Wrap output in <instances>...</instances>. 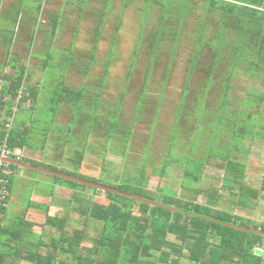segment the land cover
Returning a JSON list of instances; mask_svg holds the SVG:
<instances>
[{"label":"rangeland","instance_id":"374dc122","mask_svg":"<svg viewBox=\"0 0 264 264\" xmlns=\"http://www.w3.org/2000/svg\"><path fill=\"white\" fill-rule=\"evenodd\" d=\"M42 1L20 0L21 7L17 11L21 12V21L19 18L10 27L18 32L12 44L15 53H11L9 61L14 58L18 64L24 63L30 73V84L38 89L36 107L32 111L26 107L14 118V123H23L28 129V146L21 150L23 158L38 164V167L75 171L71 160L77 159V152L83 153V164L77 172L85 178L111 185L116 179L117 184L129 181L131 185H139L137 177L144 167L147 189H162L163 194H176L186 199L194 196L196 201L205 202L204 196H195L184 187L181 163L186 158L198 163L209 152L214 155L228 152L231 159L245 163L246 171L250 170L252 179L248 178L247 183L254 188L260 187L264 180V130L258 128L260 134L252 135L248 131L253 130L255 124H264V102H259L257 95L263 93L264 87L258 79L237 71L238 75L230 81L225 109H221V85L228 63L225 54L216 63L215 73L204 92L208 84L212 40L218 28L217 13L207 15L201 0H153L150 5L146 0H44V14L37 19ZM4 2L3 11L8 8L9 14H15L11 9L16 10L18 0ZM184 3L182 35L173 49L174 31ZM162 7L166 8L169 19L165 22V34L156 45L153 38ZM27 14L28 19L35 16V21H28ZM56 14L60 15L58 33L46 54V38L49 37L46 31ZM203 20L204 42L188 79L191 53ZM31 28H36L41 35L35 38L32 43L34 49L30 53L27 43ZM45 28L46 31H40ZM95 40L94 58L89 72L84 74ZM69 53L71 61L66 62L63 57ZM46 56L49 57L45 58L48 67L40 70V62L36 59ZM63 80L71 91L84 89L82 108L75 109L64 100L58 105L56 114L51 115L48 112L50 101ZM70 92L60 93L62 99L68 98ZM97 93L99 101L96 100V106L93 99ZM72 95L70 93L69 97ZM138 103L142 107L137 110ZM118 105L121 128L133 126L125 147L120 140L108 138V120ZM90 117L93 118L91 122ZM242 130L246 133L243 134ZM166 161L171 163L162 173L161 168ZM222 176V171L208 167L201 184L191 187L220 189L226 197L221 207L226 208L234 201L229 194L231 190L221 188ZM131 177L135 180L132 181ZM11 178L10 201L3 224L24 213L25 219L32 223L29 238L48 242L58 232L46 225V218L40 211L26 209V202L30 199L49 204V216H53L59 208L66 207L69 189H57L64 187L54 185L49 175L24 168L15 169ZM237 188L232 185L233 192H237ZM85 193L97 203H107L103 191L96 189L94 193L87 189ZM72 206L76 208V204ZM262 210L264 200L260 198L253 208L230 211L257 224L256 220L264 215ZM71 215L76 217L77 213L71 211ZM247 222V225H252ZM173 238L168 236L171 244L179 246ZM259 244L263 247L264 240ZM171 250L172 257H175L174 249ZM69 255L76 259V264H93L95 249L84 242ZM180 261L181 264H193L184 257ZM20 264L30 263L22 260Z\"/></svg>","mask_w":264,"mask_h":264},{"label":"trees","instance_id":"16d2710c","mask_svg":"<svg viewBox=\"0 0 264 264\" xmlns=\"http://www.w3.org/2000/svg\"><path fill=\"white\" fill-rule=\"evenodd\" d=\"M146 1L150 5L153 0ZM201 3L207 15L217 13L219 16L215 39L212 40L211 62L208 65L206 80L208 84L205 86L204 92H206L209 81L215 73L216 63L220 57L226 54L228 63L226 64V72L223 74L225 77L222 80L223 85H221L223 93L221 109H225L230 81L238 75L237 71L241 70L243 75L258 79L264 87V0H201ZM185 8L184 3L174 31L173 49L178 45L182 35ZM166 12V8L162 7L159 25L153 38L156 45L165 34V22L169 19ZM59 20L54 19L52 21V29H57ZM7 32L11 33L8 30ZM204 32L203 20L191 53L188 79L195 67L194 64L198 59L202 42H204ZM98 35L99 29L97 27L96 37ZM3 43V60L5 63L3 65H6L7 68L0 70V77L10 82V86L5 87L9 89V93L18 89L22 80L27 81L28 96H23L21 101L23 103L29 101L30 106L27 109L32 111L37 104L38 89L35 85L30 84V73L25 67H18L14 58L9 61L11 35L6 37ZM96 45L97 41L95 40L91 49L92 53L83 70L84 74L89 72ZM46 57L48 58V56ZM70 57L71 53L63 58L66 62H70ZM45 62L47 63V60ZM60 85L59 91L50 101L48 112L51 115L56 114L58 105L65 101L73 103L75 109L80 108L79 105L84 97L83 88L78 91H71L65 85L64 80L60 82ZM62 92H70L73 95L69 97V93V99H62L63 96L60 94ZM257 95L259 102H264V91ZM141 107V103H138L136 109H141ZM20 109L18 114L25 110L21 107ZM115 109L113 116H110L108 120V138L114 137L120 140L125 147L129 143L133 126L130 124L125 129L121 128L118 119L120 105ZM92 119L90 117L89 121L91 122ZM258 128L264 130V124H255L253 130L248 132L251 133L250 135L260 134L257 131ZM46 131L47 128L45 135L47 134ZM242 133L245 134L246 132L242 130ZM27 138L28 129L23 123L15 122L8 140L10 148L22 150L28 146ZM262 138L264 139V134H262ZM77 154V159H70L74 164L75 171L45 166L44 168L132 194L156 204L149 205V203L110 192H105L107 203L100 204L92 196L85 193L87 189L95 193L96 189L50 176L54 185L70 190V197L65 202L66 207L59 208V211L53 216H49V204H42L29 199L25 207L40 211L46 218V225L54 228L58 233L55 237H50L48 242H43L40 238L33 240L29 238L32 232V223L25 219L24 213L14 217L8 224H3L4 218H1L0 264H20L22 260L30 264H76V259L69 253L75 251L84 242L91 244L95 249L93 264H181L180 259L182 257L193 264H261L263 257L254 255V250L255 248H263L260 247L259 242L264 238L228 225L249 228L261 233H264V225L256 224L249 218L244 219L232 212L211 207L210 205L214 201L224 196L220 193V189L203 190L202 188L191 187L194 184H201L206 168H216L223 173L221 188L231 190L228 192L233 196L234 203L245 208L255 207L259 199L264 197V180L259 188L245 184V163L231 159L228 152L217 155L209 152L198 163L190 158H186L181 163V167L184 168L183 179L186 183L184 185L183 182L184 187L186 186L185 188L192 191L195 196L204 194L210 200L207 205L197 203L194 196L186 199L178 197L176 194H163L162 189L155 191L147 189L144 183L147 179L144 167L141 168L137 177L139 185H131L129 181L117 184V179L111 185L101 183L96 179L85 178L77 172L84 155L79 152ZM20 160L33 166H39L25 158ZM104 163L109 164L106 161ZM170 163L171 161H166L161 168L162 173ZM10 167L13 170L21 168L13 164H10ZM131 178L134 181L136 176ZM11 180L12 178L9 179L8 185L9 194ZM233 184L238 187L237 192H233ZM72 204H76V208H73ZM71 211H75L77 216L73 217ZM246 220L250 221L252 225H247ZM170 234L179 241L180 246H174L167 240ZM171 249H174L175 257H172Z\"/></svg>","mask_w":264,"mask_h":264},{"label":"built area","instance_id":"2783aa9c","mask_svg":"<svg viewBox=\"0 0 264 264\" xmlns=\"http://www.w3.org/2000/svg\"><path fill=\"white\" fill-rule=\"evenodd\" d=\"M26 84L27 81L25 79L22 80L19 88L13 93H9V89L5 87H9L10 82L0 77V219L5 215L10 201L8 185L9 179L14 175V170L10 167V161H21L20 159L23 158L21 150L10 148L8 140L13 128L14 118L21 110L20 107L26 108L30 106L29 101L25 103L21 101L23 96H28ZM262 212L264 214L263 210ZM256 221L257 224L264 225V215L260 216ZM255 249L261 250L262 255H264V246L263 248ZM261 264H264V258Z\"/></svg>","mask_w":264,"mask_h":264},{"label":"crops","instance_id":"0c3cea01","mask_svg":"<svg viewBox=\"0 0 264 264\" xmlns=\"http://www.w3.org/2000/svg\"><path fill=\"white\" fill-rule=\"evenodd\" d=\"M4 0H0V29L2 30V33L0 34V46H2V55H1V57H2V64H0V70H4V69H6L7 67H6V65H3V64H5L4 63V60H3V55H4V49H3V42H4V40H5V38L6 37H8L9 35H11V45H10V51H9V55H8V57H10V55H12V54H14L15 53V49L12 47V44H13V41H14V39H15V36H16V33L18 32V30H17V32H15L13 29H11L10 27H11V24H13V25H15L17 22H18V20H19V18H20V21H21V16L22 15H20V11H18V13H17V10L21 7V4H20V0H18V2L17 3H19V5L16 7V10H14V8H9V9H11L12 10V12L13 13H15V14H9L8 12H7V9H6V11H3V9H4ZM44 9H45V5H44V0L41 2V4H40V6L38 7V16H37V19H39V18H41L42 17V15L44 14ZM32 10H33V8H32ZM80 10V9H79ZM8 15H10V16H8ZM12 15V16H11ZM20 16V17H19ZM33 16V15H32ZM34 17L35 16H33V17H31L30 19H28V14H27V17H26V19L29 21V20H34ZM59 18H60V15L59 14H56V15H53L52 16V20H50V24H51V22L54 20V19H58L59 20ZM8 21V23H6ZM35 21V20H34ZM8 24V25H7ZM27 24V23H26ZM6 26V27H5ZM52 27V24L49 26V30H47V31H49L48 33H47V31H46V28L44 29V30H40V31H46V34H48L49 35V37H47L46 38V40L48 41V44H47V46H46V50L44 51V52H46V54H48L49 52L47 51V50H51V44H52V42L54 41V39H55V37H56V35H57V29L56 30H54V29H52L51 28ZM7 28H9V29H7ZM58 28V27H57ZM7 30L8 31H10L11 33H9V32H7ZM42 33V32H41ZM29 35H30V41H28V43H27V50L28 51H30V53L32 52V50L34 49V46H33V42H34V40H35V38L36 37H39V35H41V34H39L38 32H37V29L36 28H31L30 29V31H29ZM1 48V47H0ZM12 53V54H11ZM30 54H28L27 56H29ZM45 58H47V57H44V59H36V58H34V59H36L37 61H39L40 62V64L38 65V67L40 68V70H46L47 69V67H48V64L45 62L46 61V59ZM49 58V57H48ZM63 60H64V58H63ZM17 63V62H16ZM25 64L24 63H22V64H18L17 66L19 67V66H22V67H25L24 66ZM40 80V79H39ZM78 91V90H77ZM84 98V97H83ZM99 99V94L97 93L96 94V96L94 97V99H93V105L96 103V100H98ZM83 100V99H82ZM99 101V100H98ZM61 104V103H60ZM71 105H73V103H71ZM80 105H81V103H80ZM79 105V107L80 108H82L81 106ZM84 106V105H83ZM83 162V161H82ZM81 164H83V163H81ZM246 169H247V167L245 166V172H244V183L245 184H247V185H249L248 183H247V179L249 178V179H252L251 178V175L249 174V172H250V170H248V171H246ZM263 182V181H262ZM262 184V183H261ZM250 186V185H249ZM261 186V185H260ZM254 187V186H253ZM257 188V187H256ZM57 189H66V188H57ZM70 191V190H69ZM222 192L223 191H221L220 193L222 194ZM223 195V194H222ZM198 196H204L205 197V195L204 194H200V195H198ZM225 196H223L221 199H219V200H217V201H214V203H212L210 206L211 207H215L216 209H220V210H225V211H228V212H232V211H230V210H239V208H240V210H245V207H243V206H239V205H236L235 203H230V206H226V208H224V207H221V206H223L222 204H224V201L223 200H225ZM208 201H210L208 198H206L205 197V202H200V200L198 199L196 202L197 203H199V204H206L207 205V203H208ZM235 214V213H234ZM171 235V234H170ZM170 235H168V236H170ZM171 236H173V235H171ZM174 237V236H173ZM167 240H168V238H167ZM173 240L174 241H176V242H178V244H179V241H177V240H175L174 238H173ZM168 241H170V240H168ZM179 246H180V244H179Z\"/></svg>","mask_w":264,"mask_h":264},{"label":"water","instance_id":"95a60500","mask_svg":"<svg viewBox=\"0 0 264 264\" xmlns=\"http://www.w3.org/2000/svg\"><path fill=\"white\" fill-rule=\"evenodd\" d=\"M10 163L13 164V165H16L18 167L24 168V169L40 172V173H43V174H46V175H49V176L58 177V178H62V179L69 180V181H72V182H76V183H79V184H83L85 186H88V187H91V188H94V189H97V190H100V191H103V192H110V193H113V194L121 195V196L128 197V198H132V199H134L136 201L146 202V203H149V205L150 204H153V205L156 204L154 202H150V201L141 199L138 196H135V195H132V194H128V193H125V192H122V191H119V190H116V189H113V188H108V187H105L103 185L96 184V183H93V182L85 181V180H82V179H79V178H76V177H73V176H69V175H66V174H63V173H60V172H57V171H52V170L45 169V168H42V167L33 166V165L29 164V163H25V162H21V161H10ZM171 209L175 210L173 208H171ZM228 226L232 227V228L239 229L241 231H244V232H247V233H250V234H255V235H258V236L264 238V233H261L259 231H254V230L249 229V228L238 227V226H235V225H228ZM254 255H256L258 257H261L262 256V251L259 250V249H255L254 250Z\"/></svg>","mask_w":264,"mask_h":264}]
</instances>
